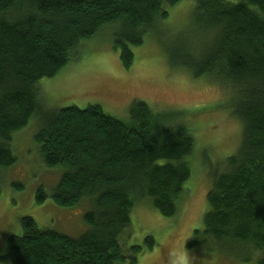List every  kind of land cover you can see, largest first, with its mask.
<instances>
[{
  "label": "trees",
  "instance_id": "1",
  "mask_svg": "<svg viewBox=\"0 0 264 264\" xmlns=\"http://www.w3.org/2000/svg\"><path fill=\"white\" fill-rule=\"evenodd\" d=\"M180 1L0 0V196L2 173L18 160L13 135L39 117L42 161L62 171L52 199L64 208L87 206L90 226L75 238L24 217L22 235L8 237L6 264H136L143 246H125L136 203L149 198L166 217L179 212L198 154L194 132L180 121L184 112H157L141 100L127 120L99 105L49 110L39 84L107 27L115 28V47L129 69L132 46ZM193 25L196 38L216 34L196 53L179 48V65L229 88L226 106L244 131L238 153L212 171L205 229L188 246L264 264V0H196ZM45 199L40 187L37 201ZM145 244L153 250L155 238Z\"/></svg>",
  "mask_w": 264,
  "mask_h": 264
},
{
  "label": "rangeland",
  "instance_id": "2",
  "mask_svg": "<svg viewBox=\"0 0 264 264\" xmlns=\"http://www.w3.org/2000/svg\"><path fill=\"white\" fill-rule=\"evenodd\" d=\"M195 8L196 0H181L171 7L168 17L147 32L144 43L132 46L135 59L129 69L123 66L115 47V28H105L82 43L55 77L41 80V99L45 109L99 105L124 120L130 117L137 100L157 112H184L180 121L194 132L198 153L197 160L191 162L192 176L185 184L187 195L173 217L162 215L149 198L137 202L125 234V246H143L136 264H256L244 263L225 250L209 252L188 246L195 239V231L205 229L212 171L238 153L244 131L242 121L226 106L231 100L229 88L206 78L195 79L186 67L179 65V48L191 46V52L196 53L216 34L209 32L206 39L196 38ZM193 115L197 117L193 119ZM43 125L42 119L33 117L13 135L11 145L18 160L2 173L0 264L7 263L4 257L9 254L8 237L22 235L24 217H33L42 229L75 238L90 229L84 219L87 206L64 208L52 199L62 171L51 170L42 161L36 135ZM40 187L47 194L42 203L37 201ZM149 236L155 238L153 250L145 244Z\"/></svg>",
  "mask_w": 264,
  "mask_h": 264
}]
</instances>
